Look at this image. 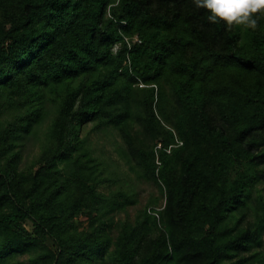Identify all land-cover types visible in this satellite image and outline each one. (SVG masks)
Segmentation results:
<instances>
[{"label":"trees","instance_id":"16d2710c","mask_svg":"<svg viewBox=\"0 0 264 264\" xmlns=\"http://www.w3.org/2000/svg\"><path fill=\"white\" fill-rule=\"evenodd\" d=\"M48 118L26 174L18 149ZM90 125L165 200L116 238L130 198L99 191ZM261 181L264 15L250 29L193 0H0V264H264Z\"/></svg>","mask_w":264,"mask_h":264},{"label":"rangeland","instance_id":"374dc122","mask_svg":"<svg viewBox=\"0 0 264 264\" xmlns=\"http://www.w3.org/2000/svg\"><path fill=\"white\" fill-rule=\"evenodd\" d=\"M50 104H47V107ZM51 119V120H50ZM52 118H48L43 121L42 125L37 126L38 139L34 136H30L28 140L18 149L20 154V170L26 174L35 172V163L38 162L40 153L42 151V144L40 139L45 136L48 131ZM85 135H88L90 146L95 148L96 157L100 161V168L98 176L102 180V184L99 186V191L109 197L110 194L123 192L130 198V204L128 206L118 209L114 213V224L112 227L113 238L118 236L119 230L123 223L132 224L136 221V218L142 213L145 208L151 209L154 206L158 209L164 207L165 200L155 201V197L159 196L157 186L144 178H140L136 172H134L128 165L126 160L120 154V147H122V139L117 132L104 131L93 132L92 125L87 127L84 131ZM264 199V181L257 184L253 190L252 201L250 206L254 211L260 206L259 199ZM251 209L246 212L244 223L254 221L256 214ZM75 222L79 225L80 231H84L88 228L89 222L83 217H77ZM25 227L32 231V226L28 223L24 224ZM46 246L52 250H56L54 240L48 239ZM260 253L259 257L264 258V233L263 244L261 247L255 248L252 253ZM248 256V255H247ZM28 255L18 256L14 261L9 264H29ZM105 264H113L111 260H106Z\"/></svg>","mask_w":264,"mask_h":264},{"label":"clouds","instance_id":"9594fccd","mask_svg":"<svg viewBox=\"0 0 264 264\" xmlns=\"http://www.w3.org/2000/svg\"><path fill=\"white\" fill-rule=\"evenodd\" d=\"M198 9L206 11L210 23L242 25L256 29L257 16L264 15V0H193Z\"/></svg>","mask_w":264,"mask_h":264},{"label":"built area","instance_id":"2783aa9c","mask_svg":"<svg viewBox=\"0 0 264 264\" xmlns=\"http://www.w3.org/2000/svg\"><path fill=\"white\" fill-rule=\"evenodd\" d=\"M128 41V40H127ZM137 41H139V39L137 38V37H135V39H134V42H137ZM119 48V46L118 45H116L115 46V51H117V49ZM143 86V85H142ZM179 144H181L182 145V142H180L179 141ZM162 147V145L161 144H159L158 145V148H161ZM167 152L168 153H170L171 152V147H169L168 149H167Z\"/></svg>","mask_w":264,"mask_h":264}]
</instances>
